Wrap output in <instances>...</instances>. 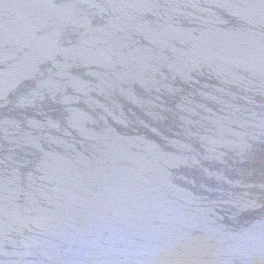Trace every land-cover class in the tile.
<instances>
[{
	"label": "water",
	"instance_id": "95a60500",
	"mask_svg": "<svg viewBox=\"0 0 264 264\" xmlns=\"http://www.w3.org/2000/svg\"><path fill=\"white\" fill-rule=\"evenodd\" d=\"M0 264H264V0H0Z\"/></svg>",
	"mask_w": 264,
	"mask_h": 264
}]
</instances>
